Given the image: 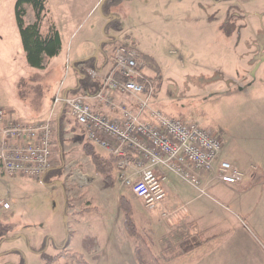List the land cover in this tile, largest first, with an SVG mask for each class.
Wrapping results in <instances>:
<instances>
[{"label": "rangeland", "instance_id": "1", "mask_svg": "<svg viewBox=\"0 0 264 264\" xmlns=\"http://www.w3.org/2000/svg\"><path fill=\"white\" fill-rule=\"evenodd\" d=\"M15 1L0 0V94L13 104L50 113L60 106L54 104L55 96H63L73 79L72 61L99 52L101 0H47L62 48L34 71L20 43ZM25 8V21L30 22L32 9ZM113 10L122 24L114 33L118 43L125 41L138 53L157 107L166 115L198 121L217 135L220 159L240 168L245 178L259 172L254 164L243 168L224 157L223 147L239 156H257L264 147V0H124ZM24 114L23 119H33ZM63 127L51 151L52 167L58 168L53 174L11 176L0 166V198L9 204L0 208V218L10 224L0 242V264H78L67 252L83 254L91 264H135L132 239L118 227L120 194L131 200L138 229L152 233L153 249L159 251L160 233L174 228L156 221L153 225L157 207L146 209L114 170L113 182H104L83 149V131L70 117ZM89 197L92 201L87 202ZM91 204L96 208L83 214ZM92 217L111 220L112 225L89 224ZM59 252L63 255L47 261Z\"/></svg>", "mask_w": 264, "mask_h": 264}, {"label": "built area", "instance_id": "2", "mask_svg": "<svg viewBox=\"0 0 264 264\" xmlns=\"http://www.w3.org/2000/svg\"><path fill=\"white\" fill-rule=\"evenodd\" d=\"M112 60L97 91L55 96L54 104H64L86 140L115 157L117 178L146 209L156 208L165 197L158 168L174 172L201 193L205 192L203 175L213 174L211 178L225 183L243 179L240 168L220 159L222 142L217 135L198 121L166 115L152 106L153 84L141 71L134 48L117 43ZM90 74L98 76L94 70ZM113 92L131 95L132 102L114 101ZM89 98L118 114L95 109ZM53 112L45 119L24 122L7 120V113L0 107V166L6 174L39 178L52 166ZM8 207V202L0 198V208ZM169 214L162 212L167 220Z\"/></svg>", "mask_w": 264, "mask_h": 264}, {"label": "crops", "instance_id": "3", "mask_svg": "<svg viewBox=\"0 0 264 264\" xmlns=\"http://www.w3.org/2000/svg\"><path fill=\"white\" fill-rule=\"evenodd\" d=\"M112 11L114 10L112 9ZM102 39H100V41ZM99 43V52L94 55L103 57L99 48ZM119 43L126 44L125 41H120ZM8 51L10 52V50ZM60 52L57 55H59ZM19 53L18 51L15 54L18 56ZM110 66V62L107 61L99 72L96 71L100 80L102 76L108 73L111 68ZM30 69V71H34L42 68L30 67ZM147 78L149 79V77ZM76 79L77 75L73 69V79H71V83L66 87L65 91L75 86ZM112 94L116 102L124 101L127 104L132 102V96L129 94L120 92H113ZM9 100L10 99H5V97L0 94V107L7 113V120L17 119L24 122H35L45 119L49 114V112L45 113V109L41 110L42 108L38 106L28 107L24 104H13ZM88 101L95 109H101L110 115L118 114L115 109H110L103 102H99L93 98H89ZM155 102V97H153L152 94L151 104L153 107L158 108ZM21 112L25 113L24 115L32 116L33 119H23V117H21ZM57 116L58 109L54 111L52 125L54 118H57ZM65 116L68 117V119L70 117L67 111H65ZM74 123L76 122L74 121ZM261 149L262 150H258L259 153L257 152V156L246 152H241L239 156V152L235 154L237 153L235 150H231L224 146V157L234 159L243 168H247V166L254 164L258 167L259 172H250L247 178L243 176V179L236 183H225L211 178L213 174L203 175L202 184L205 188L204 193H201L190 183L183 181L174 172L164 168L157 169L158 174L162 177L165 197L157 206V216L154 218V216L151 215L150 217L154 218L152 220L153 225L162 222L166 226L172 227L170 229L174 228L173 232H175V234H173L172 231L168 234L165 232L160 233L161 235L159 238L162 239L161 247L159 251H155V249L154 251L159 253L168 240L178 241L190 234H193L200 240L197 246L180 253L170 261H163V264H264V147ZM105 153L108 154L107 151H105ZM114 173H116L115 166ZM88 200L92 201L90 197L87 198V202ZM95 208L94 204L90 206L87 205L82 213L92 212ZM164 210L170 213L169 220L162 215ZM83 214H80V218ZM133 216L135 218L134 208ZM91 221L93 223L89 224H100L101 226L106 224L105 227L112 225L111 220H97V218L92 217ZM154 221H156V223ZM78 222L80 221L78 220L76 224ZM118 224V227H123V218L122 220L121 217L119 218ZM153 228L154 226L151 232H154ZM122 230L124 231V228ZM153 243H155L154 240ZM130 251L132 252L130 258L137 264L133 256V242ZM121 253L122 249L119 250V255H121ZM126 261H128V259H126ZM88 263L91 264L90 262ZM122 263L123 261H121V264Z\"/></svg>", "mask_w": 264, "mask_h": 264}, {"label": "trees", "instance_id": "4", "mask_svg": "<svg viewBox=\"0 0 264 264\" xmlns=\"http://www.w3.org/2000/svg\"><path fill=\"white\" fill-rule=\"evenodd\" d=\"M122 1L124 0H101L99 6L104 20L102 25L103 39L99 43V48L103 57L91 55L86 58L73 60L71 67L75 70L77 75L76 83L75 86L65 91L64 94L93 93L100 87V78L91 75L90 70L99 72L107 61L110 62V65H113L112 52L115 45L118 43L117 36L114 33L122 30V24L119 16L115 11H112V9ZM25 5H29L32 9L33 18L30 22L25 21ZM14 10L25 60L31 68H42L46 59L56 56L60 52L62 46L60 32L55 20L49 13L47 0H16ZM106 47L109 48L106 50ZM65 111H67L66 106L61 104L58 108V116L57 118L55 117L53 121L51 135L52 152L55 136L61 139V134L63 133V125L66 122ZM76 126L78 125L76 124ZM78 128L80 127L78 126ZM83 149L90 157L95 171L102 176L104 182L111 184L113 182L115 157L109 153L102 154L97 152L94 144L87 140L84 142ZM57 169V167L54 168V166H51L42 177L44 178L48 174H53V171ZM130 192L132 193L131 190ZM118 208L122 213L124 231L132 239L133 256L137 264H163V261H170L180 253L200 243L198 238L190 234L178 241L168 240L160 252L156 253L153 249L154 243L152 234L148 231L145 233L141 232L138 229L133 216V205L131 200L124 194H120L118 198ZM9 228V222H7L5 218H0V242L6 237ZM60 255H63V252L50 256L47 261L59 257ZM64 255L72 260H76L78 264H89L79 253L67 252Z\"/></svg>", "mask_w": 264, "mask_h": 264}]
</instances>
